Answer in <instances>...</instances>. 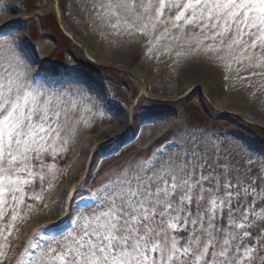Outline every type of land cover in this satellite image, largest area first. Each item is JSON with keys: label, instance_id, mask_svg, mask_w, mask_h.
Returning a JSON list of instances; mask_svg holds the SVG:
<instances>
[{"label": "snow or ice", "instance_id": "snow-or-ice-1", "mask_svg": "<svg viewBox=\"0 0 264 264\" xmlns=\"http://www.w3.org/2000/svg\"><path fill=\"white\" fill-rule=\"evenodd\" d=\"M101 8L117 20L134 18L145 33L198 32L200 43L207 41L203 51L264 65V0H109ZM25 68L15 42L0 39V237L5 243L11 236L8 218L22 219L31 210L28 201L40 199L28 190L37 179L45 181L44 158L67 144L60 122L67 102L30 84ZM191 136L178 159L114 173L84 202L92 211L78 207L74 216L38 230L18 264H264V234L249 211L257 199L264 206V172L253 170L250 159H235L226 145L200 133ZM49 231L43 239L41 233Z\"/></svg>", "mask_w": 264, "mask_h": 264}, {"label": "rangeland", "instance_id": "rangeland-1", "mask_svg": "<svg viewBox=\"0 0 264 264\" xmlns=\"http://www.w3.org/2000/svg\"><path fill=\"white\" fill-rule=\"evenodd\" d=\"M2 1L7 6L2 5ZM57 3L58 12L55 9ZM107 3L109 0H86V3L73 7L69 0H0V13L5 9L8 11L6 14L10 15L6 19L7 26L0 28V39L15 42L16 51L22 54L26 64L24 71L28 82L48 94L51 90L46 88L47 84L56 82H47L44 78L36 82L34 78L39 77L42 71L58 80V85L78 86L84 94L89 98L92 96L99 103L103 112V120H98L96 112L89 113L74 102L66 101L67 107L61 113L60 122L67 144L63 150L57 149V155L50 154L44 158L46 179L43 183L37 179L28 190L30 196L40 199L28 201L31 210H26L22 219L13 223L8 218L11 236L7 243L0 237L3 252L0 264H18L23 250L38 230L50 228L66 217L74 216L78 207L85 212L92 211L85 207L84 202L114 173L126 171L129 165L147 166L156 160L178 159L192 139V133L203 134V139L221 148L226 145L227 152L235 159L243 157L245 163L250 159L253 170L264 172V126L258 124L248 111H235L228 107L225 96L217 98L214 93L211 96L212 90L210 92L199 84L179 87L177 78L183 70L185 72L199 60L222 67L221 77L217 79L220 83L224 78L230 83L235 79L250 80L247 79L250 69L237 63L240 57L224 61L226 53L217 56L214 52L203 53L185 48L170 51V48L176 47L177 41L199 48L203 37L198 32L170 31L172 38L165 42L159 38L161 30L152 35L149 44L155 53L153 63L159 65L155 78L137 67L132 68L122 62L113 63L107 56L105 41L111 38L109 41L113 45V41L122 35L121 40L129 45L143 30L137 27L132 17H128L130 21H122L126 19L124 16L109 21L108 10L101 8L102 4ZM114 25L121 28L120 32ZM167 61L172 63L171 76L176 78L166 77L169 73L161 65ZM161 72H164V78L158 77ZM40 83L46 86H39ZM248 84L245 83L240 90L245 98L248 96L245 93ZM256 95L264 97V90ZM119 116L130 122V127L123 130L122 135L118 133L122 130L117 119ZM115 124L118 128L110 137L101 134ZM86 135L94 138L88 153H91L92 162L96 157L105 159L103 162L106 165L100 172L95 173V164L90 162L86 166L81 158L83 155L79 147ZM142 139L156 141L148 149H140ZM173 143L179 147H171ZM100 145L104 146L103 149H99ZM160 151L165 155L157 156ZM224 154L222 151L221 155ZM81 160L82 165L78 166L81 170L74 174L76 163ZM147 175L151 176L152 173ZM249 211L250 214L254 212L255 227L264 234V227H261L264 224V206H261L259 199ZM41 235L47 239L52 232H42ZM53 246H56L55 241ZM32 252L35 255L38 250L32 249ZM258 255L254 253L253 258ZM256 264H259V260Z\"/></svg>", "mask_w": 264, "mask_h": 264}, {"label": "bare ground", "instance_id": "bare-ground-1", "mask_svg": "<svg viewBox=\"0 0 264 264\" xmlns=\"http://www.w3.org/2000/svg\"><path fill=\"white\" fill-rule=\"evenodd\" d=\"M82 2L86 3V0H69V3L73 7H75L76 4L77 5L82 4ZM3 4L5 6L6 2L2 1V5ZM55 9L58 12V10H59V4L58 3H57V6L55 7ZM7 12L8 11H5V9H4V12L0 13V28L3 26H7V20L6 19L10 17V15L6 14ZM108 15H109L108 16L109 21H112L115 18L110 13ZM125 18L126 19L123 18L122 21H125V20L130 21V19H131V17H129L130 19L128 17H125ZM115 28H116V26H115ZM129 28H131V25H129ZM120 30H121V28L118 27L117 32H120ZM148 31H149V35H148V32H146V33L142 32L141 34H139V36L136 35L134 37L133 43L130 42L131 44H129V45H125L126 43L121 40L122 35H120L121 37H119L117 40L113 41V43H114L113 45L111 44V41H109V40H111V38L108 39L107 41H105V43H106L105 46L107 48V56L112 59L111 61L113 63L122 62V63L127 64V66H129V67H132V68L137 67V69L143 70L150 77L155 78L156 71H157L156 69H158L159 65H156L153 63L152 58H155V53L152 52V50L149 47V44L151 42L152 35H155L156 32L153 33V31L151 29H149ZM65 32L69 36H72L73 38H75L70 31L66 30ZM159 34L161 37L162 36L165 37V38H163L164 39L163 41L166 40L165 42L170 41V38H172L170 31L166 35L163 33V31L160 32ZM91 36H93V35H91ZM75 40H76V38H75ZM204 43H207V42H204ZM204 43H202L198 48L196 45L187 44L184 41H177V43L175 44L176 47L170 48V51H179V50L185 48L188 50H197L198 52L208 53V52L203 51ZM225 53H226V55L223 58L224 61L236 60L237 57L238 58L240 57V60L237 61V63H239L243 67H248V69H250V72H248L249 77L247 78L250 80L235 79V82L230 83V81H227L224 78L223 82L220 83L217 81V79H218V77L219 78L221 77V73H222L221 70H223L222 67L219 65L216 66L215 64H211V63L209 64V62L206 63L205 61L197 60L196 63L192 64L189 68H187V70L185 72L183 70L181 75L178 74L179 76H177V78H179L178 79L179 87H181V86L188 87L189 85H192V84L193 85L199 84V85L203 86L205 89L207 87L210 90V92L212 90V92L210 94L211 96H212V93H214V96H216L217 98H221L222 96H225L228 100L227 101L228 107H231V109H233L235 111H238L239 109H240L239 111H248L250 114L253 115V118L256 119V122L258 124L264 126V97H260L259 95H256L260 90H264L263 89L264 88V67H261V66L257 67V66H255L254 62H252L250 64L248 62V59L246 56L241 57V56L233 55V54H230L227 52L221 53V55L225 54ZM156 56H157V49H156ZM171 64L172 63L170 61H167L163 65H161V67H163L164 70L169 73V75H166L167 78H170V77L176 78V77H174V75L171 76V74L173 73V65H171ZM248 64H249V66H248ZM223 66H225V65L223 64ZM163 68L161 70H163ZM179 72H180V69H179ZM163 74H164V72H161L158 77L164 78ZM231 79H234V77ZM244 82L246 84L249 83L245 87V90H246L245 93H246V95H248L246 98L240 94V90L245 85ZM39 86L45 87L46 84L40 83ZM47 86L48 87H46V88L47 89L50 88V90H51V91L49 90L50 92H48L49 95L60 96V97L64 98L65 101L74 102L76 105H78L79 107H82L83 109H85L89 113H95L96 112L95 117L98 118V120L99 119L103 120V118H101L103 115V112L101 113V111H100L99 103L96 102L94 99H92L93 98L92 96H90L91 98H89L87 96V94H84L83 90L80 89L78 86L76 87V86L71 85V84H62V85H60V84L59 85L58 84H52V85L47 84ZM61 90H63V91H61ZM228 90H230V93H227ZM243 97H244V99H243ZM117 119L119 120V125L121 124V127H122V130H120V132H118V133H121L120 135H122V133L124 132L123 130H126V129H128V127H130V122L128 123L127 119L122 117V116H119ZM127 125H129V126H127ZM123 127H126V128L124 129ZM116 128H118V127L115 124V126L111 127L110 129H108L107 131H105L101 134H105L106 137H110L111 133ZM140 141H141V143H139V145L141 144L140 145L141 147H139V148L140 149H143V148L148 149L151 146V144H153L154 140L147 141V139H142ZM93 142H94L93 136L86 135L79 148L81 149V152L83 155L81 158H83L86 166H87V164H90V162L93 165L95 164L94 172L96 173V172H100L101 170H103V168L105 167L106 164H104V162H103L105 159L100 158V157H98V158L96 157L95 160H93V162H92L91 153H90V155H88V153L91 150L90 148L93 146L92 145ZM96 144L97 143H95V145ZM103 147H102V145H100L99 149H103ZM83 160L76 163L77 168L75 169L74 174H77V172H79L81 170V168H79V167L82 165L81 163ZM71 195H72V193L70 194V196Z\"/></svg>", "mask_w": 264, "mask_h": 264}]
</instances>
